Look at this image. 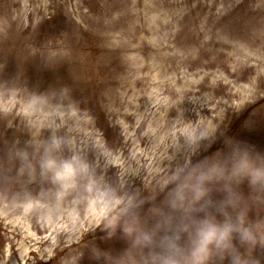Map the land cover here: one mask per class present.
Masks as SVG:
<instances>
[{"label": "rangeland", "instance_id": "1", "mask_svg": "<svg viewBox=\"0 0 264 264\" xmlns=\"http://www.w3.org/2000/svg\"><path fill=\"white\" fill-rule=\"evenodd\" d=\"M61 87L89 118L75 147L101 169L110 150L144 183L173 144V123L197 112L224 120L194 162L223 151L224 137L264 151V0H0V159L36 131L27 95ZM14 191L0 183V264H71L88 241L124 247L102 239L99 211L82 210L70 230L67 217L14 207Z\"/></svg>", "mask_w": 264, "mask_h": 264}, {"label": "clouds", "instance_id": "2", "mask_svg": "<svg viewBox=\"0 0 264 264\" xmlns=\"http://www.w3.org/2000/svg\"><path fill=\"white\" fill-rule=\"evenodd\" d=\"M25 111L36 131L0 159V183L15 186L13 206L38 211L50 223L67 217L70 230L82 210L99 211L102 239L124 243L116 253L88 241L71 264L85 256L97 264H264V151L224 137L223 151L193 161L216 140L224 118L197 112L194 120L174 122L173 144L153 181L144 183L110 150L102 153L101 169L75 147L89 118L66 87L32 91ZM133 178L140 188H129Z\"/></svg>", "mask_w": 264, "mask_h": 264}, {"label": "bare ground", "instance_id": "3", "mask_svg": "<svg viewBox=\"0 0 264 264\" xmlns=\"http://www.w3.org/2000/svg\"><path fill=\"white\" fill-rule=\"evenodd\" d=\"M262 42V40L260 39V43Z\"/></svg>", "mask_w": 264, "mask_h": 264}]
</instances>
